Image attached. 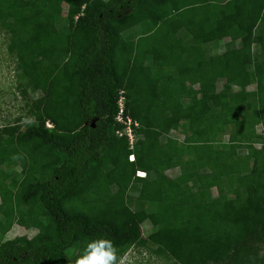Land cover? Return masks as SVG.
<instances>
[{
  "label": "trees",
  "instance_id": "1",
  "mask_svg": "<svg viewBox=\"0 0 264 264\" xmlns=\"http://www.w3.org/2000/svg\"><path fill=\"white\" fill-rule=\"evenodd\" d=\"M1 14L31 119L0 129V233H35L0 240V264H74L100 236L176 264H264V0H0Z\"/></svg>",
  "mask_w": 264,
  "mask_h": 264
},
{
  "label": "rangeland",
  "instance_id": "2",
  "mask_svg": "<svg viewBox=\"0 0 264 264\" xmlns=\"http://www.w3.org/2000/svg\"><path fill=\"white\" fill-rule=\"evenodd\" d=\"M9 18L8 14L0 15V129L4 126H12L19 125L20 127L24 126L27 123L29 114L24 109L25 101L20 99L18 96V91L16 90L18 85L25 83V78L21 76V73L17 70L16 60L14 58V54L9 52V39L6 31L2 29L1 25L5 23ZM149 29V28H148ZM147 30L142 27H134L127 30L123 37L127 40H134L137 36L144 34ZM30 37L32 40H38L39 32L37 27H35L30 32ZM225 50V41H221L215 48L212 50L213 53H222ZM223 85V81L218 82L216 85L217 90H221ZM233 90H239L238 87L234 86ZM31 93V92H30ZM40 94L35 93L33 95L30 94V97L37 98ZM125 95V94H124ZM260 95H264L261 93ZM125 99V96H124ZM259 129V128H257ZM173 137H177V135L173 132ZM142 138V137H139ZM181 140V139H179ZM6 152V148L4 145L0 144V157H3ZM24 160V157H20L18 159V163H21ZM5 168L12 169L13 166L8 167L5 165ZM15 170H17L20 174H23L24 171L18 165H15ZM171 174H175L171 172ZM171 187L174 186L172 183H168ZM130 206L135 204L138 196H139V186H132L127 192ZM182 201L188 204H192L193 197L190 194H182ZM0 214L3 216L8 215V211L6 208L0 204ZM2 224L0 222V229ZM142 234L146 237L151 232V226L148 222L142 225L141 227ZM35 233V230L32 229H23L14 225L6 234L0 233V240L6 241L13 239L16 236L26 235L31 237ZM262 253L264 254V245H262ZM69 254H71L69 252ZM121 254L125 256V264H176L171 258L168 256H159L155 253L151 252L148 248H136L130 247L123 251Z\"/></svg>",
  "mask_w": 264,
  "mask_h": 264
},
{
  "label": "clouds",
  "instance_id": "3",
  "mask_svg": "<svg viewBox=\"0 0 264 264\" xmlns=\"http://www.w3.org/2000/svg\"><path fill=\"white\" fill-rule=\"evenodd\" d=\"M74 264H125V256L111 238L100 236L88 241Z\"/></svg>",
  "mask_w": 264,
  "mask_h": 264
},
{
  "label": "built area",
  "instance_id": "4",
  "mask_svg": "<svg viewBox=\"0 0 264 264\" xmlns=\"http://www.w3.org/2000/svg\"><path fill=\"white\" fill-rule=\"evenodd\" d=\"M118 112L115 116V121L120 125V129L115 131V134L119 138H126L128 148L131 153L128 155V161L134 162V149L135 143L137 141V130L139 129V123L133 120L129 115L125 113V99L124 92L120 91L117 99ZM46 127L51 128L52 125L46 122ZM136 176L140 178H145L146 173L138 170Z\"/></svg>",
  "mask_w": 264,
  "mask_h": 264
}]
</instances>
